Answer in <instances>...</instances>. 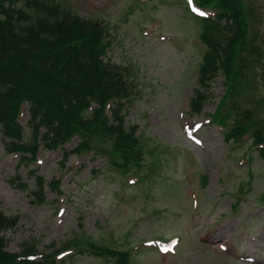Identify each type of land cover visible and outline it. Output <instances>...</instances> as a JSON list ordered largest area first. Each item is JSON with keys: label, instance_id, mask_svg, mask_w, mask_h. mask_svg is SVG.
<instances>
[{"label": "rangeland", "instance_id": "1", "mask_svg": "<svg viewBox=\"0 0 264 264\" xmlns=\"http://www.w3.org/2000/svg\"><path fill=\"white\" fill-rule=\"evenodd\" d=\"M58 1L106 23L112 39L111 60L133 65L142 95L128 114L138 124L137 132L144 134L139 142L142 158L154 173L136 183L138 177L132 173L136 170L121 175L106 166L102 157L87 161L86 156L74 154L60 165L59 150L39 152L35 163L17 169L18 157L8 151V137L0 132V209L20 217L15 229L2 232L5 249L18 252L22 242H30L37 251L48 252L50 242L59 245L79 236L82 251L76 247L57 264H117L110 251L126 248L132 249L130 260L137 264H264V160L248 147L249 139L243 148L228 153L221 129L208 123L224 89L222 77L198 114L188 104L198 87L196 70L203 53L200 23L181 13L178 0H144L147 4L141 10L136 0ZM246 2L257 17L254 26L260 32L259 42L264 39V0ZM129 8L134 11L128 13ZM252 71L245 83L253 89L249 98L263 122L264 72L255 77L256 85ZM27 109L23 108L21 123L28 116ZM195 121L204 124L198 131L204 141L201 146L184 137L185 124ZM106 144L110 147L109 141ZM148 149L154 153H146ZM246 153L249 163L241 159ZM32 167H37L36 176L58 179L61 195L46 189L45 202L34 204L30 191L36 185L28 172ZM92 167L98 171L92 172ZM146 168L138 173L143 175ZM248 172L250 190L234 207L235 188L248 180ZM17 174L26 188L9 181L16 180ZM200 174L207 175L205 185L198 183ZM170 236L180 239L172 255L162 256L136 244ZM88 242L98 245L103 254L92 251Z\"/></svg>", "mask_w": 264, "mask_h": 264}, {"label": "trees", "instance_id": "2", "mask_svg": "<svg viewBox=\"0 0 264 264\" xmlns=\"http://www.w3.org/2000/svg\"><path fill=\"white\" fill-rule=\"evenodd\" d=\"M195 1L216 8L217 14L215 19H202L200 37L207 46L200 77L203 91L197 93L192 106L201 110L208 96L206 84L223 73L227 83L224 96L233 98L226 117L232 122L227 137L238 138L250 130L246 121H253L256 113L250 103L242 105L240 100L248 87L241 77L243 68L248 62L252 65L264 62V49L255 44L256 36L253 39L246 36L250 15L243 0ZM108 45L106 26L97 16L79 14L58 0H0V132L10 138L5 141L9 151L34 155L40 143L54 149L77 135L80 141L72 150H63L64 159L69 153L89 147L106 150L100 144L111 141V150L122 158L124 168L130 169L132 165L143 168L142 146L137 145V139L124 132L121 122L114 125L103 115L102 105L107 97H121L126 88L128 93L134 89L135 94L139 93L133 65L105 59ZM91 101L97 107L89 116L82 115ZM25 102L29 119L23 129L16 118ZM121 108L122 105L117 110L111 109L112 119ZM254 121L252 136L259 141L264 139V124L260 119ZM27 134L31 136L29 142L24 141ZM30 174L36 185L33 201L41 203L45 199L44 180L34 170ZM16 181L18 187H25L18 176ZM205 182L203 176L202 184ZM56 183H50L52 188H56ZM18 219L17 214L0 210V264H53L52 252H39L38 260L28 258L37 252L34 243L22 242L19 253L5 250L2 232L15 229ZM82 243L80 237H74L55 252ZM87 247L103 254L92 242ZM110 253L117 264L126 263L129 257L125 251Z\"/></svg>", "mask_w": 264, "mask_h": 264}, {"label": "bare ground", "instance_id": "3", "mask_svg": "<svg viewBox=\"0 0 264 264\" xmlns=\"http://www.w3.org/2000/svg\"><path fill=\"white\" fill-rule=\"evenodd\" d=\"M218 236V234H215V237ZM212 238H214V236H211Z\"/></svg>", "mask_w": 264, "mask_h": 264}, {"label": "snow or ice", "instance_id": "4", "mask_svg": "<svg viewBox=\"0 0 264 264\" xmlns=\"http://www.w3.org/2000/svg\"><path fill=\"white\" fill-rule=\"evenodd\" d=\"M203 15V13H201Z\"/></svg>", "mask_w": 264, "mask_h": 264}]
</instances>
